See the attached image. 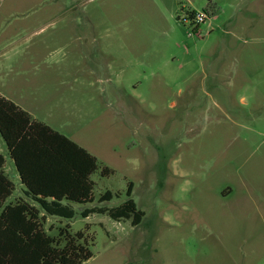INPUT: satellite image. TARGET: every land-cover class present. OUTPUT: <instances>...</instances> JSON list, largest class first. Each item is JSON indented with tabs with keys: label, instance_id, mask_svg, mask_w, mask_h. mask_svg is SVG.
<instances>
[{
	"label": "rangeland",
	"instance_id": "1",
	"mask_svg": "<svg viewBox=\"0 0 264 264\" xmlns=\"http://www.w3.org/2000/svg\"><path fill=\"white\" fill-rule=\"evenodd\" d=\"M0 90L97 159L94 201L45 225H87L84 264H264V0H0ZM129 183L139 225L80 216Z\"/></svg>",
	"mask_w": 264,
	"mask_h": 264
},
{
	"label": "trees",
	"instance_id": "2",
	"mask_svg": "<svg viewBox=\"0 0 264 264\" xmlns=\"http://www.w3.org/2000/svg\"><path fill=\"white\" fill-rule=\"evenodd\" d=\"M194 11H189L190 15ZM0 140L13 162L27 200L7 203L15 187L4 171L0 152V264H84L93 257L94 238L85 230L72 233L70 226L57 229V236L46 230L47 216L72 220L75 205L94 201V182L90 179L100 167L85 148L39 122L0 94ZM111 170L103 167L101 176ZM129 183L127 199L113 208H85L80 216L107 215L111 220L139 225L145 214L132 199ZM110 191L98 202H109Z\"/></svg>",
	"mask_w": 264,
	"mask_h": 264
},
{
	"label": "built area",
	"instance_id": "3",
	"mask_svg": "<svg viewBox=\"0 0 264 264\" xmlns=\"http://www.w3.org/2000/svg\"><path fill=\"white\" fill-rule=\"evenodd\" d=\"M207 20V15L202 12L194 11L193 14L190 15L188 12L187 19L183 22L188 24L192 31H195L199 28L201 24H203Z\"/></svg>",
	"mask_w": 264,
	"mask_h": 264
},
{
	"label": "crops",
	"instance_id": "4",
	"mask_svg": "<svg viewBox=\"0 0 264 264\" xmlns=\"http://www.w3.org/2000/svg\"><path fill=\"white\" fill-rule=\"evenodd\" d=\"M187 4H189V5H192L193 4V1L194 0H184ZM176 6H177V3L176 2H174L173 3V5L171 6V9L172 10H174L175 8H176ZM0 94L2 95V96H4L5 98H7V99H9V100H11L12 102H14L17 106H19L20 108H21V105L20 104H18V102H16V101H14V100H12V98H10V97H8V96H5L4 95V93L0 90ZM24 110V109H23ZM29 113V112H28ZM30 114V113H29ZM31 115V114H30ZM33 118V117H32ZM34 119V118H33ZM2 145L4 146V144L2 143ZM5 148V147H4ZM22 186V185H21ZM23 188V187H22Z\"/></svg>",
	"mask_w": 264,
	"mask_h": 264
}]
</instances>
